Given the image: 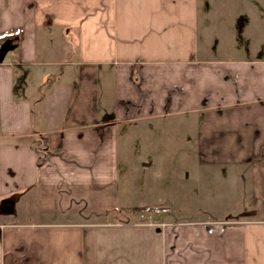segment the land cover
<instances>
[{"label":"crops","instance_id":"crops-1","mask_svg":"<svg viewBox=\"0 0 264 264\" xmlns=\"http://www.w3.org/2000/svg\"><path fill=\"white\" fill-rule=\"evenodd\" d=\"M210 1L0 0V264H264V60L201 47ZM258 31L231 44L264 45ZM53 65L73 74L43 75L52 84L37 97L30 69ZM167 115L193 126L201 164L243 173L241 204L113 219L116 128Z\"/></svg>","mask_w":264,"mask_h":264},{"label":"rangeland","instance_id":"rangeland-1","mask_svg":"<svg viewBox=\"0 0 264 264\" xmlns=\"http://www.w3.org/2000/svg\"><path fill=\"white\" fill-rule=\"evenodd\" d=\"M210 2L213 8L208 13L210 15L208 19L211 22L207 25L200 21L201 47H216L212 54L218 56L221 53L225 56V49L230 46L232 49L228 54L236 58L248 55L264 60V45L231 44L233 38L236 39L237 44L243 39L246 41L248 34L254 29L259 30L254 34L259 38L257 41L264 40V0H211ZM218 7H221V10ZM201 8L205 9L203 1ZM219 11L227 22L222 23ZM242 16L248 17V20H244L245 22L240 23L239 26L235 25ZM221 30L227 32L221 35ZM224 41L227 42L226 45H223ZM211 42L213 44L209 45ZM222 47L224 52L221 51ZM77 51L79 52V49L73 50L74 54ZM70 52L71 50L67 51V54ZM26 69L30 68H23L22 74ZM61 71L65 74V78L68 76L70 79L74 70L61 65L31 68V75L29 74L25 85L34 87L35 95L38 97L41 91L46 93L52 84L42 83V76L50 72L56 76L54 79L56 80ZM31 76H34V81H31ZM102 81H106L104 76ZM41 110L42 108L37 104L38 120ZM192 127L182 125L181 116L167 115L156 117L149 122L121 123L116 128L120 163L117 177L119 210L113 213V219H141L154 222L206 219L212 214L234 210L241 204L242 195L247 191L243 173L233 174L231 167L223 169L222 166L211 170L201 164L197 159V145L193 141H187L186 138V135L192 133ZM50 147L53 151L59 149L56 142ZM224 170L226 176L222 173ZM31 198L29 196L24 198L23 202L21 200L18 203L20 207L18 211L28 204L31 208L33 202ZM27 210L31 212L30 209ZM20 218L28 220L32 216L21 213Z\"/></svg>","mask_w":264,"mask_h":264},{"label":"water","instance_id":"water-1","mask_svg":"<svg viewBox=\"0 0 264 264\" xmlns=\"http://www.w3.org/2000/svg\"><path fill=\"white\" fill-rule=\"evenodd\" d=\"M7 50H8L7 47H4L3 49H1V51H0V63L3 61L4 56L7 53Z\"/></svg>","mask_w":264,"mask_h":264}]
</instances>
